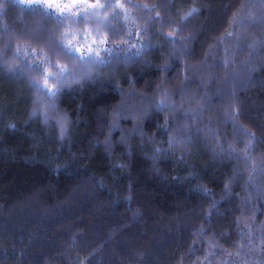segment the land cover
Returning a JSON list of instances; mask_svg holds the SVG:
<instances>
[{
  "label": "trees",
  "instance_id": "obj_1",
  "mask_svg": "<svg viewBox=\"0 0 264 264\" xmlns=\"http://www.w3.org/2000/svg\"><path fill=\"white\" fill-rule=\"evenodd\" d=\"M121 1L104 11L112 54L62 89L45 122L27 65L47 53L72 68L51 51L63 29L3 0L0 264H264V9ZM174 28L183 47L163 39Z\"/></svg>",
  "mask_w": 264,
  "mask_h": 264
},
{
  "label": "snow or ice",
  "instance_id": "obj_2",
  "mask_svg": "<svg viewBox=\"0 0 264 264\" xmlns=\"http://www.w3.org/2000/svg\"><path fill=\"white\" fill-rule=\"evenodd\" d=\"M261 9H264V0H259ZM15 4L28 11L34 12L37 15L49 20L56 30L63 29L56 38H50L51 51L55 54H62L66 57L73 65L70 68L66 64H61L58 61L53 63L49 58L47 53L43 54L42 59L37 63H29L27 65L29 72L36 73L35 76L31 77V86L37 93L36 103L39 105V111L45 116V122H47V115L49 111L55 110V105L53 101L60 94L62 89L69 85V83H79L81 79L85 77H91L94 69L101 64L105 63V60L101 57V52H107L110 55L113 52L112 48L106 47L109 43L108 37L97 38L93 36L91 32L85 31L82 35L73 32L71 25L78 24L81 21L87 23L90 19L94 20L97 25V34H99L100 28H108V17L101 16L99 13L107 9H121L123 10L125 6L121 3H112L111 0H95L94 3H90L89 0H28L27 3L24 0H15ZM136 8H144L147 11H153V8H149L147 5H131ZM255 6V5H253ZM6 5L3 0H0V10H3ZM82 8V13L76 11V9ZM91 9V11H89ZM196 9L193 8L192 12ZM120 13L113 11V16H118ZM191 15V13H189ZM156 19H160L157 13ZM186 19V17L182 18ZM260 22L264 23V11H262L260 16ZM233 22L243 23L242 20H238L236 17L233 18ZM257 23L256 19H251L249 26H254ZM115 30H113L114 32ZM147 33V28L143 29ZM180 30L174 28L172 32L163 36V39L173 45L180 44L181 47L188 39L187 37H177V33ZM55 32H53V37H55ZM228 36H232L233 33L229 32ZM139 39V33L137 34ZM126 40H122L121 44H128ZM145 44L141 43L140 47H136L135 44H131L130 48H136V52L133 54L138 56L143 49ZM117 50L121 49V45H115ZM21 49L17 46V55L20 53ZM127 54V50H124ZM43 52V50H41ZM25 57L27 58L28 52L25 50ZM33 55H35V50H33ZM83 65L84 68L81 71L76 72V65ZM224 65H227V60L224 61ZM9 71H15V65H7ZM53 83L50 84L49 82ZM163 107V101L160 104ZM64 120L65 118L60 117L58 123L61 124V138L64 134ZM176 138L172 137L169 139V147H173L176 143ZM182 142V141H181ZM231 151H234L232 146H229ZM159 152L160 149H157ZM248 151V146L246 145L244 152ZM251 175V173H250ZM207 192V190H205ZM211 208H215V204L211 205ZM214 245L209 242V248L211 249ZM214 254V253H212ZM231 256V253H228ZM207 259V257H205ZM227 264V261L225 262Z\"/></svg>",
  "mask_w": 264,
  "mask_h": 264
},
{
  "label": "rangeland",
  "instance_id": "obj_3",
  "mask_svg": "<svg viewBox=\"0 0 264 264\" xmlns=\"http://www.w3.org/2000/svg\"><path fill=\"white\" fill-rule=\"evenodd\" d=\"M25 3L28 2V0H24ZM90 3H94L95 0H89ZM101 2H104V0H101ZM112 3H121L122 4V1L121 0H111ZM76 11H80L82 13L83 9L82 8H79V9H76ZM89 11H91V9H89ZM99 15L101 16H106L105 15V12H101L99 13ZM83 32L81 33L80 32V35H81V38H82V35L85 31H88V32H91L93 36H96L97 38H103L105 35L103 33V28H100V31H99V34H97V25L95 23L94 20H89L86 25L84 26ZM106 47H108V44L106 45ZM105 53L104 52H101V57L104 55Z\"/></svg>",
  "mask_w": 264,
  "mask_h": 264
}]
</instances>
